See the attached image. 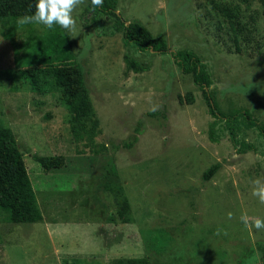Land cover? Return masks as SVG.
<instances>
[{
	"label": "rangeland",
	"instance_id": "1",
	"mask_svg": "<svg viewBox=\"0 0 264 264\" xmlns=\"http://www.w3.org/2000/svg\"><path fill=\"white\" fill-rule=\"evenodd\" d=\"M87 4L76 7L75 28L65 30L99 121L91 138L72 132L58 89L40 93L18 76L40 59L39 41L53 28L0 16V126L20 144L43 214L39 222L13 223L0 209V264H119L129 257L151 264H264V229L249 230L240 220L244 213L264 219V204L252 195V181L264 180V136L241 120L234 145L227 122L210 112L193 73H184L172 55L196 52L218 107L248 110L264 123V5L118 0L126 23L165 40L167 51L156 52L125 42L116 20L93 18ZM217 4L237 14L236 33ZM126 54L149 69L127 70ZM34 154H62L66 162L47 171ZM216 162L220 169L204 179Z\"/></svg>",
	"mask_w": 264,
	"mask_h": 264
},
{
	"label": "trees",
	"instance_id": "2",
	"mask_svg": "<svg viewBox=\"0 0 264 264\" xmlns=\"http://www.w3.org/2000/svg\"><path fill=\"white\" fill-rule=\"evenodd\" d=\"M259 1L264 5V0ZM35 3L36 0H0V16L19 17L31 15L35 12ZM117 5L118 0H103L102 7L93 9L91 0H88L85 11L93 14V18L101 14L113 17L117 22L116 29L122 31L125 42H132L141 51H167V44L161 36L154 35L147 27L138 22L126 23L117 12ZM215 8L229 20L231 28L236 33L238 23L235 17H237V14L233 9L222 4H217ZM39 44L41 46L40 59L32 65L21 68L18 76L28 81L31 87L40 93L52 88L58 89L61 92L63 103L73 117L72 132L76 136L94 137L99 132V121L94 113L92 101L85 84L83 68L73 50L72 39L65 29L59 25H54L53 30L41 38ZM172 55L174 61L184 73H193V80L202 88L210 112L217 119H224L227 122L230 138L234 145L237 144L241 120L247 126L258 128L264 136V123H260L257 118L252 117L248 110L226 113L218 107L214 96L209 91L210 86L213 84L212 77L201 67V58L196 52L177 50L173 51ZM125 61L127 70L133 69L135 72H143L150 67L149 64L140 62L128 54L125 55ZM186 97L188 103L194 101L192 93H187ZM147 114L156 116L159 113L158 111H150ZM140 125L141 121L139 120L136 131H139ZM211 136L215 137L214 127L211 128ZM131 138L132 142H135L138 139L137 133L132 135ZM131 143L124 142V145ZM248 147L250 145L243 147L241 150L245 151ZM34 159L47 171L61 168L66 162V157L62 154H34ZM220 167V162L212 164L203 173V178L210 179ZM0 209L8 213V218L13 223H31L43 220L42 210L38 204L20 144L13 132L1 126ZM262 245L259 244L261 247ZM262 258L264 259V255ZM117 262L119 264H151L146 257L117 259Z\"/></svg>",
	"mask_w": 264,
	"mask_h": 264
},
{
	"label": "clouds",
	"instance_id": "3",
	"mask_svg": "<svg viewBox=\"0 0 264 264\" xmlns=\"http://www.w3.org/2000/svg\"><path fill=\"white\" fill-rule=\"evenodd\" d=\"M84 3V0H36L35 12L31 15H24L18 18V24L29 25L38 24L44 25L48 29H52L54 25H59L66 30L75 28L76 20L72 13L76 7ZM93 9L103 6V0H91ZM264 162V158H260ZM254 185L252 195L257 197L261 204H264V180L257 178L252 181ZM233 214L228 213V218L232 219ZM241 222L251 230L254 227L256 230L264 229V219L260 217H249L244 213L240 217ZM220 230H217V235ZM227 235V233H224Z\"/></svg>",
	"mask_w": 264,
	"mask_h": 264
}]
</instances>
